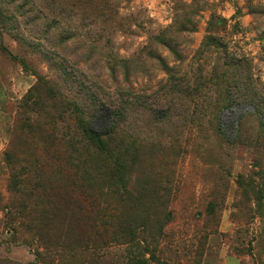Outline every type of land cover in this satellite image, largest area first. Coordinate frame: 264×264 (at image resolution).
<instances>
[{"label":"rangeland","instance_id":"1","mask_svg":"<svg viewBox=\"0 0 264 264\" xmlns=\"http://www.w3.org/2000/svg\"><path fill=\"white\" fill-rule=\"evenodd\" d=\"M110 1L102 23L98 0H0V264H132L126 227L102 216L134 232L148 216L139 243L169 264H264V0ZM110 53L136 59L114 180L69 143L81 83L127 84Z\"/></svg>","mask_w":264,"mask_h":264},{"label":"trees","instance_id":"2","mask_svg":"<svg viewBox=\"0 0 264 264\" xmlns=\"http://www.w3.org/2000/svg\"><path fill=\"white\" fill-rule=\"evenodd\" d=\"M83 1L84 0H70L69 5L71 11L75 9V5L77 4L83 6L84 3ZM85 14L89 15V13H85ZM117 14L118 13L112 6L110 0H98L97 6L94 7L90 12V15L100 19L102 23L111 22L114 19V17H116ZM0 22H2L1 14H0ZM159 38H161V36ZM161 40L164 41L161 44L166 46L172 54L176 56L179 55V52L176 49L174 42H171L169 38H161ZM218 43H219L218 40L214 36H209V35L204 41L205 46L210 44L217 45ZM104 46L108 47V45L105 44ZM144 49L145 48H143L141 51L143 52ZM135 61L136 59L133 58L129 59L127 57L120 56L115 53L106 54L104 56L103 63L108 70L109 76L115 79L116 74L121 72L123 76L122 80L127 84L118 86L117 88L118 93L115 96V95H108L103 91L91 90V85L88 82L81 83V85L84 84L83 88L85 89L87 88V90L84 92V95L88 99V106L85 111H82L81 109H74L72 111V117L74 118L73 128L75 130V136L77 138L75 139L74 137H72L69 140V143L76 151L86 148L89 149L91 153L93 154L95 153V155L102 162V165H104L105 167L106 170L105 174L109 176L111 180H114L115 178L118 179L121 171L123 170V164L121 163L123 152L122 150H120L119 146L115 145L114 133L116 132L117 123H121L124 120L123 119L124 109L130 104L129 102L130 94L128 87L126 85H128V70L130 68V65H133ZM70 72H71V76L74 77L75 70L72 69L70 70ZM170 92L179 93L181 91L179 89L172 87ZM182 92L185 93V90L182 89ZM99 94L103 97L101 96L98 97ZM101 98L102 99L106 98L107 108L111 115V121L109 126L105 130L96 131L92 128L91 124L99 108L97 105V101L100 100ZM90 152L85 151L87 155H89ZM71 205H73L74 208L78 207V203L74 201L71 203ZM70 209L72 208L70 207ZM111 217H113V215H111ZM116 219L117 217L115 216V222L113 223L111 218L108 219L102 216L100 222L103 225H112L116 223H121L126 227L125 235L129 236L130 240L133 241L132 249L134 251L130 254L129 257V260L132 264H169L165 259H162L158 255V253H155L154 250L155 248L152 247L151 249H149L147 244L142 246L139 243L138 240L139 238H142L146 242L144 231H145V222L149 221L148 216L141 218L140 222H143V224L139 223L140 230L136 232H134V229L137 227L136 224H138L136 220L127 218L126 221L123 222V221H118ZM78 220H75L74 222H80L82 221V218L78 217ZM150 238L151 239L149 243L150 244L154 243L155 242L154 236H150ZM147 249L149 250L146 251ZM145 253H148L147 256H145ZM70 254L73 255L74 252H70ZM47 264H49V262Z\"/></svg>","mask_w":264,"mask_h":264}]
</instances>
